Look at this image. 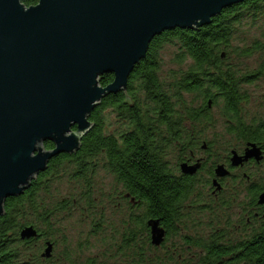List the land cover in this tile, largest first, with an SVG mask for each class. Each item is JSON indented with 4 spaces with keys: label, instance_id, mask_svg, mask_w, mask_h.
I'll return each mask as SVG.
<instances>
[{
    "label": "trees",
    "instance_id": "trees-1",
    "mask_svg": "<svg viewBox=\"0 0 264 264\" xmlns=\"http://www.w3.org/2000/svg\"><path fill=\"white\" fill-rule=\"evenodd\" d=\"M22 2L31 6L39 0ZM263 8L264 0H245L223 9L206 26L175 28L156 36L146 57L130 75L127 90L105 96L93 110L90 116L93 127L83 137L79 150L53 157L23 194L6 199L5 214L0 215V264H12L19 255L24 258L22 263L27 264L29 253L36 246L30 252L20 248L17 253L12 240L18 239L29 226H34L60 250V242L66 237L64 231L72 229L60 227L67 211H81L84 217L78 219L79 224L86 215L91 216L84 223L89 227L86 234L92 229L90 225L97 229L109 224L104 214L95 213L101 204L97 178L102 170L115 178L117 187L122 186L119 193L130 192L141 202L143 214L131 207L123 222L145 224L159 218L164 225L174 226L188 209L193 214V229L201 221L225 222V228L229 226L230 229L218 230L205 238L194 234L193 250L200 252L193 253V264H264V215L260 209L253 210L264 192V176L258 173L233 176L219 198L207 190L209 183L180 176V162L189 150L196 151L206 143L207 152L212 153L214 144L223 140L221 133L208 139L213 123L211 111L220 103L228 126L225 136H234L238 145L233 139L229 142L225 139L224 153L212 155L217 158L214 165L229 164L232 150H242L249 143L264 147V117L247 119L242 109L248 100L242 85L250 83L256 74L264 75V57L255 70L241 69L230 60L233 56L264 53V33L262 39L249 45H233L243 17L257 16ZM168 44L177 46L172 60L176 69L164 78L160 75V51ZM113 79V74H106L101 84L106 86ZM190 94L194 95L192 99ZM44 145L47 149L54 147L51 141ZM60 177L74 184L76 192L64 197L54 195L52 184ZM186 199L189 204H185ZM203 212L209 215L208 221L200 218ZM197 228L195 225L193 232ZM172 232L176 233L175 228ZM73 240L77 243L81 240L80 251L92 245L87 236ZM69 249L76 252L72 245ZM34 255L38 260L39 253ZM57 256L61 257L62 252L58 251ZM51 261L50 264L60 262ZM144 264L171 263L167 259L147 258Z\"/></svg>",
    "mask_w": 264,
    "mask_h": 264
},
{
    "label": "water",
    "instance_id": "water-1",
    "mask_svg": "<svg viewBox=\"0 0 264 264\" xmlns=\"http://www.w3.org/2000/svg\"><path fill=\"white\" fill-rule=\"evenodd\" d=\"M244 1L39 0L27 6L0 0V215L6 199L23 194L53 157L79 150L93 127V110L105 96L127 90L156 36L201 28ZM106 74L114 79L104 86ZM47 141L54 147L47 149ZM250 158L261 159L255 143L243 156L234 152L232 165ZM182 169L196 171L188 164ZM216 173L229 175L224 165ZM149 223L159 245L163 230L157 220ZM32 234V227L22 232L24 238Z\"/></svg>",
    "mask_w": 264,
    "mask_h": 264
},
{
    "label": "flooded vegetation",
    "instance_id": "flooded-vegetation-1",
    "mask_svg": "<svg viewBox=\"0 0 264 264\" xmlns=\"http://www.w3.org/2000/svg\"><path fill=\"white\" fill-rule=\"evenodd\" d=\"M257 146L261 149L260 160L250 158L239 166L232 165L231 159L233 153L237 151L239 155L243 156L248 148L247 144L242 150H232L231 156L229 157V164L216 163V166L214 165L215 158L212 164H210L211 157L209 158V156L214 153L207 152V145L204 143L201 146L202 148L199 145L196 151L193 149L189 150L186 158L180 162V176L198 178L201 181L209 183L207 190L210 191L214 198H219L220 192L225 188V179L227 178L231 179L233 176H237L241 173H258L264 176V147L258 144ZM183 164L195 167L196 171L193 174L185 173L182 169ZM219 165L226 166L229 175L218 177L216 169ZM119 196L122 200L119 201L120 205L125 204L126 208L128 207L131 209L132 207L134 210L137 209L139 211V215H141V213L143 214L139 206L141 202L136 200V197H132L130 192L125 191L123 194L119 193ZM189 202L188 199L185 200V204H189ZM263 205L264 204H260L258 201L257 208H253V210L260 209L264 215ZM189 212L188 209L187 211L184 210V213L182 212V217L176 221L174 226L164 225L159 218L156 219L159 222V228L163 230V241L159 245L153 243V232L152 226L149 223L150 221L145 224L127 222L109 223L100 225L97 229L95 225H90L92 228L90 233L88 231L83 237L87 236V238H91L90 243L92 245L84 251L78 250L81 240L77 243L75 240L71 241L67 239L61 240V249L57 250L56 245L46 240L43 234L34 226H29L33 229V234L30 237L24 238L22 233H20L18 239L12 240V244L15 246V252L17 253L20 252V248L22 249L25 247L27 252H30L34 246H36V249L29 253L27 264H50L49 261L51 260V262L59 260L60 262L57 264H144L147 258H154V260L158 259L161 261L167 259V262L171 264H193L192 262L195 258L193 254L195 252V250H193L195 244L194 236L198 234L197 237H200L199 235H201L202 238L208 237L210 235L211 226L209 228L208 225H204L203 230L198 227L196 232H193L194 229L190 224L193 214ZM259 214L260 213H256L257 216H259ZM241 215L242 211L239 213V218H241ZM208 216L207 213H204L200 218L203 217V219H207ZM124 220L126 221L127 219L125 218ZM249 221H251L250 218L248 219V222ZM173 228H175L176 233L172 232ZM74 238L78 239L79 234ZM19 245L21 246L19 247ZM49 245H52L51 254L50 256H46V250L49 248ZM70 245H72L74 249L76 248V252L69 249ZM58 251L62 252V256H57V258H55ZM36 253H39L38 260L34 255ZM176 257L178 258L177 260H175ZM23 261L24 258L19 255L13 259L12 264H23Z\"/></svg>",
    "mask_w": 264,
    "mask_h": 264
},
{
    "label": "rangeland",
    "instance_id": "rangeland-1",
    "mask_svg": "<svg viewBox=\"0 0 264 264\" xmlns=\"http://www.w3.org/2000/svg\"><path fill=\"white\" fill-rule=\"evenodd\" d=\"M264 33V8L263 12L259 13L257 16H253L252 14H249L245 17H243L242 25L240 26V30L235 35V39L233 42L234 46H244L249 45L255 40L262 39ZM177 50V46L168 44L163 47V49L160 51V58L162 61V68L160 70V75L162 77H170L171 71L176 69V66L173 64V55L174 52ZM264 57L263 52L255 53L254 55L250 57H231L230 60H233L234 63H238L239 67L241 69H250L255 70L258 68V65L260 63V60ZM242 89L245 92V95L248 96V100L243 103L242 109L244 110V113L247 117V119H254L256 117H264V75L262 74H256L254 79L250 83H246L242 85ZM190 98L192 99L194 97L193 94H190ZM197 102V101H196ZM212 107V106H211ZM211 114L213 116V123L211 126H209V133H208V139H211L214 137V135L221 133L223 136V140L220 142H216L215 150L212 151V153L219 155H222L225 151L224 143L225 139L229 142L230 140H234L233 143L237 146V141L235 140L234 136L227 134V120L225 118L224 112H223V104L220 103L217 106H214L212 108ZM111 123V122H110ZM111 126L113 129L116 127L113 123H111ZM191 127V126H190ZM113 132V131H111ZM211 141V140H210ZM241 146V145H240ZM237 153V151H235ZM211 157L210 164L214 161V156ZM215 159L216 156H215ZM63 177V176H62ZM56 178V182L52 184V193L56 196L64 197L69 193L76 192V187L74 184H70L67 178H64L61 180V178ZM97 178V189L98 192L101 191L99 194H97L98 197L101 199V204L98 208V210L95 213H102L104 214L106 220L108 223H122L125 218L128 216V207L126 208L125 204L120 205L119 201H122L119 196V192L123 189L120 184H118V187L116 186V180L115 178L107 174L104 170H102ZM226 182L228 180L227 186L230 184L231 179H225ZM53 182V181H52ZM114 186L117 187V190L114 189ZM114 193V197H112V194ZM101 194H104L103 196ZM84 217L81 215L80 210L74 211H67L63 214L62 217V223L60 225L64 227L69 228L72 226V229H69L67 232L64 231L66 237L65 239L73 241L74 237L79 234V237L86 234V230L89 228L86 226V224L89 222V215H86V218L84 221L82 220V223L79 224L78 219L80 217ZM211 216V215H210ZM213 216V215H212ZM205 221L209 220V216L207 219H204ZM86 223V224H84ZM191 222L190 224H192ZM200 224H195L200 229L203 230L204 225H208L210 228L211 235L214 232H218V230L223 229H230L229 226H226L225 228V222H212L211 223H205V222H199ZM195 225L194 229H195ZM198 251V250H195ZM200 252V251H198ZM178 259V258H177ZM176 259V260H177ZM190 260V259H189ZM194 263V260H193Z\"/></svg>",
    "mask_w": 264,
    "mask_h": 264
},
{
    "label": "bare ground",
    "instance_id": "bare-ground-1",
    "mask_svg": "<svg viewBox=\"0 0 264 264\" xmlns=\"http://www.w3.org/2000/svg\"><path fill=\"white\" fill-rule=\"evenodd\" d=\"M23 232V230L21 231V233Z\"/></svg>",
    "mask_w": 264,
    "mask_h": 264
}]
</instances>
